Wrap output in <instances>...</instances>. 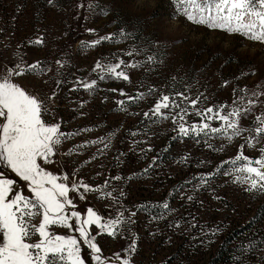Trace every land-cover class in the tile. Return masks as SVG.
<instances>
[{"label": "rangeland", "instance_id": "1", "mask_svg": "<svg viewBox=\"0 0 264 264\" xmlns=\"http://www.w3.org/2000/svg\"><path fill=\"white\" fill-rule=\"evenodd\" d=\"M36 3L38 5L35 1L33 6L28 5L26 17L17 23L19 29L16 30L20 33L13 28L0 34V75L19 65L18 70L24 75L13 76V81L42 101L47 109L43 119L48 124H59L63 133L68 131L64 129V119L73 115L75 109L82 111L100 105L108 113L100 117L101 120L105 118L104 126L94 134L95 143L86 155H79L69 141L62 142L52 157L53 163L42 166L57 176L67 175L69 180L65 182L70 185L82 183L94 189L84 192L80 188L70 193L75 207L69 208V212L78 211L84 219L87 209L92 208L102 217V222L117 218L126 221L118 226L117 235L111 237L94 225L89 227L102 249L101 256L106 264H118L116 254L128 260L129 264H163L171 250H154L159 239L153 229L161 226L160 222L136 221L133 208L128 209L125 216L121 215L123 209L119 201L103 185V177L119 171L116 167L110 168L107 153L119 145L117 140L121 134L118 131L116 136H112L110 129L124 127L128 121L134 120L140 123L143 135L166 132L172 139L180 141V147L184 149L188 148L187 144L208 146L220 157L225 174L235 178L231 161L241 151L244 156L259 158L261 148H264V140L257 143L252 139L254 132L247 131L257 126L256 117H264V43L251 41L237 33L194 24L182 14L177 0H36ZM109 36L112 39H102ZM97 40L100 43L92 46ZM149 56L154 57V61H148ZM120 60L125 65H139L136 68L121 66L129 76L127 81L96 68L97 63L108 66ZM40 62L47 66L42 73L36 69L28 70V66L33 64L41 66ZM92 82H95L94 87L88 91L91 95L85 107L81 100L73 104L70 98L73 90L85 88L84 85ZM62 83H67L65 93L70 104L59 111L53 109L51 93ZM253 92L261 95L253 96ZM176 93H183L188 100L176 96ZM162 94L174 97L190 115L182 121L177 118L175 124L172 121L175 109L164 110L168 119L152 115V109ZM141 95L144 99L138 103ZM197 98L198 103L192 108L189 100ZM249 100L255 103L252 111L241 119V127L246 131L239 137L231 140L220 136L183 137L178 132L179 123L187 126L201 122L195 115L197 111L207 107L223 108L225 112L233 107L243 110L249 106ZM211 123L220 126L219 121ZM246 141L255 147H248ZM93 151L95 155L89 158ZM78 155L79 159L74 161ZM163 170L167 171L166 168ZM0 171L5 178L16 181L15 189L31 196L27 182L6 167H0ZM198 173L207 175L204 170ZM213 177L216 175L208 176L207 180L198 178L201 180L194 186L178 187L176 206L184 208L181 205L183 198L190 200L196 191L209 192L217 199L225 196L223 191L209 184L208 179ZM184 178V175L167 177L168 183L172 184L173 180L182 181ZM172 184L169 188H173ZM235 189L237 195L243 197L240 208L245 207V213H248L252 192L238 182ZM171 193L169 190L168 194ZM212 211L213 207L206 209L202 206L199 219L207 224L215 216ZM34 223L38 224L39 218ZM213 226H207L206 229L210 230L204 233L208 234ZM75 227V224L70 229L55 226L52 231L75 236L81 242V256L86 264H95L91 250L83 244ZM145 227H149V233H145ZM37 239L33 237V241Z\"/></svg>", "mask_w": 264, "mask_h": 264}, {"label": "snow or ice", "instance_id": "2", "mask_svg": "<svg viewBox=\"0 0 264 264\" xmlns=\"http://www.w3.org/2000/svg\"><path fill=\"white\" fill-rule=\"evenodd\" d=\"M177 4L182 14L194 24L237 33L251 41L264 43V0H177ZM99 43L97 40L92 46ZM148 61H154V57L149 56ZM122 65L132 68L139 66L125 65L120 60L115 65L108 66L97 63L96 68L114 75L116 79L127 81L129 76L121 70ZM39 66V63L30 65L28 70ZM19 67L16 65L15 69H8L0 75V167L10 169L27 182L31 196L15 189L16 181L5 178V174L0 171V264H86L81 256L80 240L75 236L60 235L52 231L55 226L70 229L74 224L83 244L93 254L91 259L95 264H106L101 256L102 249L96 243V237L90 233L89 227L94 225L101 233L111 237L117 235L118 226L126 221L117 218L102 222V217L92 208L87 209V217L84 219L80 212L68 211L75 207L70 193L77 192L80 188L84 192L94 189L82 183L70 185L65 182L69 180L67 175L57 176L42 166L53 163L52 157L56 155L57 147L67 136L61 131L59 124H48L43 119L47 109L42 101L13 81V76L24 75L23 71L18 70ZM94 83L84 87L90 89L94 87ZM175 95L188 100L183 93ZM252 95L258 97L261 93L253 92ZM198 99L189 100L192 108L196 107ZM254 103L255 101L249 100V106L243 110L233 107L227 112L223 108L217 110L207 107L195 113L200 117V123L187 126L179 123L178 132L183 137L220 136L228 140L239 137L246 131L241 127V119L252 111ZM169 109L177 110L172 116L174 124L177 123V118L182 121L190 115L174 97L167 94L159 97L152 115L168 119L164 110ZM212 121H219L220 126H213ZM255 122L257 126L247 131L254 132L252 139L258 143L264 140V117H256ZM246 143L248 147H255L250 141ZM243 147L244 145L241 149ZM261 153L259 158L253 159L244 156L241 151L231 161L234 166L232 172L236 174L235 182L244 184L247 191L264 193V148H261ZM163 208L170 210L167 203L163 204ZM37 218L38 224L34 223ZM33 237L38 239L33 241ZM116 259L118 264H129L119 254H116Z\"/></svg>", "mask_w": 264, "mask_h": 264}, {"label": "trees", "instance_id": "3", "mask_svg": "<svg viewBox=\"0 0 264 264\" xmlns=\"http://www.w3.org/2000/svg\"><path fill=\"white\" fill-rule=\"evenodd\" d=\"M34 1L38 5L36 0H0V34L9 29H19L17 23L26 17L28 5L33 6ZM16 33L20 31L16 30ZM40 64L36 70L42 73L47 66H42L44 62ZM66 86L67 83H62L51 93L54 110H64V105L70 104L65 93ZM90 90H73L74 94L70 97L72 103L81 100L85 107ZM143 99L144 96L139 98L138 103ZM104 111L100 105L82 111L75 109L73 115L64 119V129L68 131L63 142L69 141L79 155H86L95 140L94 134L104 126L105 118L100 119ZM139 124L132 120L124 127L110 129L112 136H116L118 131L121 134L117 140L119 145L107 153L108 165L119 171L103 177L102 182L119 201L123 209L121 214L125 216L128 209L133 208L136 221L160 222L161 226L153 229L159 239L154 250H171L163 264H264V193H251L248 213H245L246 208H240L243 197L237 195L235 178L225 174L220 157L208 146L187 144L188 148L184 149L180 147V141L172 139L166 132L143 135ZM79 155L74 161L79 159ZM94 155L93 151L88 157ZM200 170L207 175L199 174ZM212 174L216 177L209 178V184L223 191L225 196L217 199L209 192L196 191L190 200L183 198L181 205L184 208L176 206L178 187L194 186L201 180L198 178L207 180ZM178 175L185 178L168 183V176ZM171 184L173 188H169ZM169 190L171 194H168ZM165 203L170 210L163 208ZM202 206L206 209L213 207L215 216L207 224L199 219ZM213 224V229L208 234L204 233ZM207 226L210 228L206 229ZM144 230L145 233L150 232L149 227Z\"/></svg>", "mask_w": 264, "mask_h": 264}]
</instances>
